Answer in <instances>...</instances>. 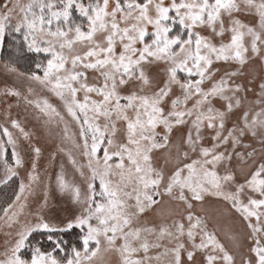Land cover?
<instances>
[{"label":"snow or ice","instance_id":"snow-or-ice-1","mask_svg":"<svg viewBox=\"0 0 264 264\" xmlns=\"http://www.w3.org/2000/svg\"><path fill=\"white\" fill-rule=\"evenodd\" d=\"M6 40L0 264H264V0H0Z\"/></svg>","mask_w":264,"mask_h":264},{"label":"rangeland","instance_id":"rangeland-1","mask_svg":"<svg viewBox=\"0 0 264 264\" xmlns=\"http://www.w3.org/2000/svg\"><path fill=\"white\" fill-rule=\"evenodd\" d=\"M2 66H3V61L0 60V69H2ZM3 83H4V77L3 75H0V86H2ZM13 111L14 112L18 111L21 117L28 115V122L30 126L35 124V121L32 118V116L29 114H26L23 108H20L19 110L13 109ZM39 142L41 143L42 146L46 147L45 141L43 138ZM205 207L209 210V212H212L215 209V205L213 204L211 200H209L208 204H206ZM64 209H71V204L69 203L68 200L61 198L59 194H56L55 197L50 202V215L53 217L62 215ZM227 224H228L227 218H223L219 221V225L221 228L226 227Z\"/></svg>","mask_w":264,"mask_h":264},{"label":"trees","instance_id":"trees-1","mask_svg":"<svg viewBox=\"0 0 264 264\" xmlns=\"http://www.w3.org/2000/svg\"><path fill=\"white\" fill-rule=\"evenodd\" d=\"M9 55H12L13 57H15L16 53H15V51H12L11 53L9 52V49L7 47V40H6L4 46L2 48H0V60L4 62V60L7 59L9 57ZM34 58L35 57L33 56V54L28 53L26 50H24L19 55L17 66L21 70H25V69L31 67V61ZM8 194L11 195V189L8 190ZM3 195H4V189L2 187H0V196L2 197ZM64 238L67 239L70 243L76 242L75 236L73 234H69V235L65 236ZM35 239L39 240L41 243L46 242V237L36 236Z\"/></svg>","mask_w":264,"mask_h":264}]
</instances>
